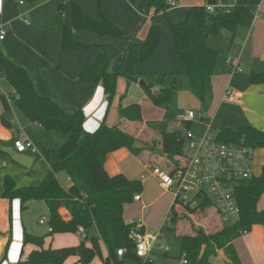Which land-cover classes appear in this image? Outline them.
Returning a JSON list of instances; mask_svg holds the SVG:
<instances>
[{
	"label": "crops",
	"instance_id": "crops-1",
	"mask_svg": "<svg viewBox=\"0 0 264 264\" xmlns=\"http://www.w3.org/2000/svg\"><path fill=\"white\" fill-rule=\"evenodd\" d=\"M174 1L177 3L176 6L170 7L166 13L156 14L150 0H33L32 2L24 0V3H20V0H0V27L3 26L6 31L5 38L0 39V51L28 70L33 85L39 94L50 97L55 94L60 106L68 112L83 109L86 117L85 130L93 132L103 122H106L109 126L118 125L132 136L147 142L145 138L150 137L147 130H151L147 126L148 121L167 120L170 125V121L173 120L178 125L180 124L181 128L178 126L174 129L169 128V130H182L184 125L177 120V114L186 108H190L191 106L186 107L185 105L190 100L192 102L195 100L192 90L188 87L186 65L178 55L176 41L168 18L174 22H182L186 19L192 6L203 5L205 0ZM232 1H234V6L244 7L243 21L245 26L235 37L228 30H221L219 34L211 36L208 40L211 47L221 52L219 72L212 77L213 99L207 103L210 105L207 116L211 121L210 125L218 120L223 109L227 107L240 108L241 105L246 104V98L249 96H253L256 92L264 93V89H262L264 84H254L251 78L252 72L264 71V0ZM70 2L79 4L86 14L96 19L99 17L98 9L101 6L124 34L121 36L99 35L93 31L74 29V38L85 45H89V47L75 50L62 49L61 32L57 29L45 28L43 24L61 8L64 24L72 27ZM169 2L170 0H168ZM153 23L161 26L162 40L154 56L137 65L135 72L138 80L132 83L128 90L126 78L119 75L116 96L110 103L106 98L105 88L102 84L80 80V73L90 66L101 53L108 54L112 72L120 71L123 73L127 65L125 57L127 48L133 41L144 42ZM228 58H233L242 71L233 72L227 64ZM246 71H249L248 75H245ZM159 74H170L186 79L182 80L181 89L175 93L174 99H177V106L173 117L166 115L164 110L155 106L147 93L148 88H151L153 92L161 91V84L158 80ZM228 87L234 88L238 92L240 103L229 102L224 99ZM14 92L15 89L9 81L0 77V141L3 142L2 146L13 147L14 139L28 138L34 133L45 131L41 125L32 121L28 122L22 111L18 114L13 101L9 103L11 111H4L1 96H10ZM125 93H127L126 97L122 100L121 98ZM121 101L124 106L139 102L143 120L133 121L121 117L119 115ZM196 101L200 102L199 99ZM3 116L8 117L13 127L4 125ZM196 119H200L201 123L205 124V116L200 112H198ZM195 120L190 122L189 129L192 128ZM250 125L256 126L254 124L248 126ZM261 128L264 130L263 127ZM155 131L160 135L161 144V134L158 130ZM52 133L46 132L49 136ZM141 134L146 137H141ZM143 144L146 147L140 148L142 151L139 154L131 152L128 148H121L109 153L105 166L112 176L122 173L130 179L142 180L144 190L140 193L141 198L140 200L134 199L132 203L126 206L124 219L127 222H142L145 229L149 231L161 230V238L164 230H173L171 226L174 227L173 231L178 233L181 220L172 225L173 195L162 189L159 179L151 172V168L157 164V157L149 145ZM35 154L37 153L30 150L26 152V155L30 156L28 158L30 168L17 164L8 154L0 155V264H15L19 259L27 257L31 251L37 249L32 244L24 245V232L28 231L35 234L37 232L36 227L27 225L19 199L9 200L4 197V182L9 174L2 170V168H7L8 160L20 169L29 170L36 161ZM40 154L42 155V153ZM42 157L44 156L42 155ZM253 165L255 176H260L264 168V147L255 149ZM60 173H58V178ZM66 180L67 184L62 183L61 180L60 182L68 188L71 181L67 174ZM36 201H41L46 209L47 204L43 200L37 199L31 200L28 207L29 204L36 207L37 204H34ZM260 209H264V207L261 206ZM210 210L215 213L209 214ZM175 212L177 214L186 213L193 217L180 207H175ZM202 214L205 215L200 220V226L204 228L207 234L217 232L224 227L225 219L214 208H210ZM42 215L46 216L45 213ZM68 217L70 218V213ZM42 220L45 222L41 223ZM47 222V217L40 219L42 225ZM187 227L189 228L188 232L180 234V237L196 234L191 226ZM86 234L88 235V233ZM83 239L80 232L76 234L58 233L53 237H47L44 247L76 246ZM9 240L10 245L6 258L2 259ZM100 243L104 256H107L106 246L103 241ZM87 245L90 246L91 242L89 241ZM159 248L165 251L164 256H169L167 253L169 249L166 250L163 244L160 243ZM219 251L218 256H211L210 258L214 264H233L234 258L232 257L237 258L241 264H264V225L254 224L249 231L243 232L233 240L231 250L228 254L225 252L231 263L225 261L220 256ZM153 254L155 256V248ZM64 264L81 263L78 262V257H70ZM90 264H103V262L99 257H96Z\"/></svg>",
	"mask_w": 264,
	"mask_h": 264
},
{
	"label": "trees",
	"instance_id": "trees-1",
	"mask_svg": "<svg viewBox=\"0 0 264 264\" xmlns=\"http://www.w3.org/2000/svg\"><path fill=\"white\" fill-rule=\"evenodd\" d=\"M150 1L156 14L166 13L170 8L168 0ZM231 1L205 0L203 5L192 6L182 22H174L168 18L178 55L186 65L188 87L203 104L213 99L212 77L219 72L221 56L218 49L209 45V38L219 34L221 30H228L235 37L245 26L243 6L235 5L233 8L215 12H210L206 6ZM70 4L72 27L64 24L61 8L43 24L45 28H53L61 32L62 49L75 50L89 47L74 38V29L93 31L99 35L124 34L101 6L98 9L99 17L96 19L86 14L79 4L75 2ZM162 36L161 26L153 23L144 42L130 43L125 52L127 65L123 73L112 72L108 54L101 53L80 73V80L102 84L106 98L111 103L116 96L118 76L123 75L126 78L128 90L132 83L138 80L135 68L154 56ZM0 61L4 68L3 76L15 89L10 95L14 105L32 122L41 125L47 133L59 130L68 135L67 140L56 148V162L41 183L22 187L13 177L8 175L5 178V198L19 199L23 210L28 207L31 200H43L49 210V232L45 235H36L25 231L24 245L32 244L37 249L15 264H64L70 257H78V262L81 264H90L96 257H99L103 264H128V262L139 264L141 259L133 252L136 241L131 234L136 222H127L124 219V211L126 206L134 201V196L144 190L143 182L141 179H130L122 173L112 176L105 166L107 155L121 148H128L131 152L139 154L142 149L135 147V137L118 125L109 126L106 122L93 132L85 130L86 117L83 109L66 111L57 99L41 95L36 91L24 66L9 59L1 51ZM251 78L254 84H264V71L252 72ZM158 80L161 84V94L155 95L151 88L147 89V93L155 105L169 107L173 103L175 93L182 87V80L170 74H159ZM126 94L122 96V100ZM1 100L4 111H11V105L5 95L1 96ZM119 115L128 120H143L139 102L124 106L121 101ZM2 121L7 127H13L8 117L3 116ZM147 124L161 134L162 152L171 158L183 152L185 145L183 130H169L167 120L148 121ZM184 126L189 129L190 122L184 123ZM218 139L257 149L264 147V130L253 125L222 127L218 131ZM2 144L3 142L0 141V155H5L1 149ZM60 172L66 173L70 178L71 185L68 188L60 182L58 178ZM235 195L240 206L239 217L212 234H207L200 228L196 230L195 235L181 236V253L178 259L186 255L189 264H214L210 258L218 256V250L223 249L228 254L235 238L249 231L254 224L264 225V209L259 208L264 196V168L260 176L238 181L235 184ZM201 201L195 212L203 213L212 205L209 198H202ZM61 208H66L70 212V218L61 215ZM177 221L178 216L173 207L172 225ZM80 227H83L86 233L96 228L100 240L97 236H93L90 239L91 245L88 246L89 235H86L76 246L44 247L47 237H53L58 233L76 234ZM171 228L174 230V227ZM100 241H103L107 248V256L103 254ZM9 245L10 240L2 259L6 258ZM203 245H206V251L200 257ZM120 248L126 249L122 257L118 256ZM232 258H234L233 264H241L237 258Z\"/></svg>",
	"mask_w": 264,
	"mask_h": 264
},
{
	"label": "built area",
	"instance_id": "built-area-1",
	"mask_svg": "<svg viewBox=\"0 0 264 264\" xmlns=\"http://www.w3.org/2000/svg\"><path fill=\"white\" fill-rule=\"evenodd\" d=\"M24 3V0H20ZM171 6H176L174 0H170ZM234 7V1L230 3L220 2L208 4L207 10H227ZM6 31L0 27V39L5 38ZM227 64L233 72H241L242 69L233 58L227 59ZM9 103H12L11 96H6ZM224 99L229 102L240 103L238 92L231 87L226 89ZM198 117L194 108H186L177 114V120L183 125ZM185 145L177 162L166 169L161 166H153L151 172L159 179L162 189L173 195V206L183 208L190 215L199 213L197 210L202 198H209L212 205L206 210L214 208L219 215L227 220H235L239 217L240 206L235 195V184L243 179H250L255 176L253 158L255 148L240 145L233 142H224L218 139V132L213 131L212 125H207L205 132L199 136L191 129L182 128ZM13 147L19 153H26L28 150L33 153H40L38 146L29 138H16ZM141 195L134 196L140 200ZM42 220L41 223H44ZM83 238L86 232L83 227L79 228ZM246 232V231H245ZM136 241V256L141 259L139 264L153 263V250L161 236V230H146L142 222H137L131 231ZM168 250V247H165ZM126 249H118V256L122 257ZM181 264H189L186 255L182 258Z\"/></svg>",
	"mask_w": 264,
	"mask_h": 264
},
{
	"label": "rangeland",
	"instance_id": "rangeland-1",
	"mask_svg": "<svg viewBox=\"0 0 264 264\" xmlns=\"http://www.w3.org/2000/svg\"><path fill=\"white\" fill-rule=\"evenodd\" d=\"M169 5H170V2H169ZM170 7H173V6L170 5ZM3 72H4L3 66L0 63V77L2 79L5 78L3 76ZM248 74H249V71H246L245 75H248ZM179 78L181 80H186L185 78H181V77ZM262 89H264V85ZM160 94H161V91L156 92L157 96ZM192 95L195 98L194 102L190 100L185 106L186 107L191 106L195 110H197L198 112H200L201 114L205 116V119H206L205 124L201 123L200 119H196L195 123L193 124L191 128V130L195 134L201 136L203 132L206 130V125L211 123V121L207 117L209 113L210 105L203 104L201 103V101L200 102L196 101L198 99H196L197 97L194 94V92L192 93ZM54 96L55 94H53L52 97L54 98ZM246 99H247L246 104L241 105L240 108L239 107L238 108H228L227 107L221 111L218 117V120L216 122H212L213 131L215 133H217L219 129L222 127H245V126H248L249 124H254L258 127L264 128V93L256 92V94H254L253 96L251 95ZM176 100L177 99L175 98L174 102L171 103L169 107L157 106L154 104L153 101L152 102L155 106L164 110V113L166 115H172L173 117V113L176 110V106H177ZM16 110L18 114L19 112H21L19 111L18 108H16ZM26 120H28V122H31V120L27 116H26ZM147 126L151 129V130H147L150 137L147 138L146 136H143L141 134V137L143 138L146 137L145 139L147 140V142L143 141L141 138L135 137L136 141L138 140L140 142H143L152 148L153 153L157 157L156 165L161 166L166 169L172 167L177 162L180 154L171 158L166 153L162 152V147L160 144V135L155 131L157 129L153 128L152 126L148 124ZM178 126L181 128V125L180 124L178 125L177 122L173 120L170 121V125H169L170 129H174ZM28 138L32 140L38 146L40 153H42L44 157H42L40 153L35 154L36 161L34 163V166L29 170L20 169L16 167L15 165H13L12 161L10 160H8L7 168H2V170L5 171V173L13 177L15 181L17 182V184L22 187L29 186V185H38L39 183L42 182L46 174L52 170V167L54 163L56 162V155H55L56 148L60 147L67 140L68 135L63 133L62 131L55 130L50 136L47 135L45 131H43L40 133H34L33 135L28 136ZM59 178L62 183L67 184L66 183L67 182L66 173L64 172L60 173ZM34 204H37V206L35 207L29 204V207L27 209H24L25 220L27 221V225H32L36 227L37 232L35 234L43 235L48 232L49 227H50L49 211L47 207L45 209L41 201H36V203ZM260 204L263 208L264 207V196L262 197ZM209 212H210L209 214L215 213L213 210H210ZM44 213L46 214V216L42 215ZM69 213L70 212L66 208H64L63 211L61 212V215L66 218H69L68 217ZM204 215L205 214H202V213H195L193 217H191L187 215L186 213L177 214L178 220H181L180 226L178 228V233H176L175 231L171 229H166L163 231L162 237L160 238L158 245L155 247V256L153 254V264H181L182 259L176 258L181 253V237L179 235L188 232L189 228L187 226H191V228L195 230V232L197 229H200V228L204 230V228L200 226V220L203 218ZM42 216L48 218V222L44 225L40 224V219L43 218ZM230 222L231 220H227V219H225L224 221L225 224L230 223ZM88 235H89L88 241H90V239L93 236H97L100 240L99 233L96 228L90 229L88 231ZM160 243L163 244L164 247L169 248V250L167 251L169 255L168 257L164 256L165 251L159 248ZM205 251H204V254H205ZM130 263L131 262H128V264Z\"/></svg>",
	"mask_w": 264,
	"mask_h": 264
},
{
	"label": "water",
	"instance_id": "water-1",
	"mask_svg": "<svg viewBox=\"0 0 264 264\" xmlns=\"http://www.w3.org/2000/svg\"><path fill=\"white\" fill-rule=\"evenodd\" d=\"M154 94L156 95V92H154ZM54 98H55V99L57 98L56 95L54 96ZM135 147L140 149V148H142V147H146V145H144L142 142H140V141L137 140V141L135 142ZM1 149H2V151H3L5 154H8V155L11 157V159H12L14 162H16L17 164H20V165H22V166H24V167H26V168H30L31 165L28 163V158H29L30 156L26 155V153H19V152H17V151L15 150V148L12 147V146H1ZM62 211H63V209H60V212H62ZM205 249H206V245H203L202 250H201L200 257L203 256ZM133 252L136 253V250L134 249ZM219 253H220V256H221L225 261L231 263V260L228 258V256L226 255V253H225L224 250L221 249V250L219 251Z\"/></svg>",
	"mask_w": 264,
	"mask_h": 264
}]
</instances>
